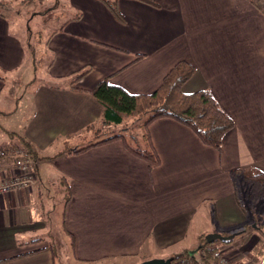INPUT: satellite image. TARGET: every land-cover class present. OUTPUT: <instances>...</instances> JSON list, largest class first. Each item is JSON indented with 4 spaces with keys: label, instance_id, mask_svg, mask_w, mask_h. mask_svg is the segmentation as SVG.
I'll return each instance as SVG.
<instances>
[{
    "label": "crops",
    "instance_id": "1",
    "mask_svg": "<svg viewBox=\"0 0 264 264\" xmlns=\"http://www.w3.org/2000/svg\"><path fill=\"white\" fill-rule=\"evenodd\" d=\"M67 1L73 14L58 18L56 33L46 39L50 83L90 72L75 85L78 91L48 87L49 80L35 84L16 108L4 91L29 64L21 39L0 16V149L17 145L9 136L17 133L39 158L30 189L0 195V264H53L49 230L37 208L62 177L71 193L66 207L63 201V231L74 237L81 261L171 259L194 254L203 234L237 231L246 216L234 183H243L230 172L255 167L264 173V15L245 0H149L158 7L117 0L121 24L99 0ZM76 11L80 20L66 23ZM182 61L196 70L182 92L208 90L234 122L219 151L165 118L148 128L160 158L152 172L120 141L58 156L66 138L99 121L102 108L90 93L96 84L108 79L131 95H149ZM26 99L27 119L8 121L25 111ZM73 141L68 147L81 146ZM258 241L254 235L244 245L217 249L235 264H264V255H252Z\"/></svg>",
    "mask_w": 264,
    "mask_h": 264
},
{
    "label": "trees",
    "instance_id": "2",
    "mask_svg": "<svg viewBox=\"0 0 264 264\" xmlns=\"http://www.w3.org/2000/svg\"><path fill=\"white\" fill-rule=\"evenodd\" d=\"M42 1L43 0H22V2H25L26 6ZM99 1L106 6L116 21L121 24L124 23V18L117 7V0ZM136 1L158 7L149 0ZM245 1L264 15V0ZM51 8H54V5L47 9ZM8 14H12L11 9L8 7V2L0 0V16L7 18ZM81 16V13L76 11L75 15L68 19L66 23L78 21ZM62 27L60 29H62ZM56 31L57 30H54L52 34H55ZM52 34L49 35L47 41ZM20 39L26 52L27 63L32 65L34 71H36L35 66H37V62H39L38 47L40 43H32V35L29 26H26L23 37ZM47 41L45 42V46L47 51H49L47 48ZM140 58L141 56H138L136 61ZM195 71V67L190 63L185 61L178 62L164 77L160 87L149 95H131L122 87L111 84L108 79L99 82L90 92L102 108L99 121L96 124L88 126L77 136L66 138L64 140V151L58 156H61V154L68 156L79 155L92 148L120 141L130 155L143 161L148 171L152 172L159 167L160 158L152 145L148 128L153 122L165 118L173 119L189 128L203 145L219 151L222 146L224 135L233 129L234 122L221 110L208 90L189 94L182 92V86L190 80ZM89 72L90 68H84L75 72L66 80L59 82L56 80L52 83H47V85L51 88L68 86L70 90L78 91L79 89L75 87V85ZM138 122H141V124L137 126ZM137 127L141 129L140 132L136 131ZM9 136L16 138L18 142L17 145L31 155L34 163L38 161L39 158L32 150L31 145L21 135L10 133ZM72 139L80 142L78 144L81 146L74 148L68 147V141ZM230 175L233 179L240 177L243 183V185L234 183V197L237 205L246 216V223L243 224L242 229H239V231L222 232L221 235L229 236L231 234H236L235 238H239L240 245H244L251 238L247 230L252 229V227L249 228L247 224L249 211L246 205L264 203V173L255 167H248L231 171ZM59 181V185H62L63 188L64 207H66L71 199L69 183L68 180L63 177L60 178ZM239 188L242 189V191H240ZM66 235L69 239L70 250L72 251V253H70L77 264H99L109 259L112 260L111 258H104L97 262H86L76 259L74 256V237L68 233H66ZM205 236L206 234L200 236L199 245L194 254L184 252L172 257V264H217V261L213 257L217 247H214L212 244H207ZM233 240L224 242V244H231ZM47 249L52 256L53 264H56L60 259V253L54 242L50 241ZM252 255L255 259H260L264 255V239H260L258 245L253 248Z\"/></svg>",
    "mask_w": 264,
    "mask_h": 264
},
{
    "label": "rangeland",
    "instance_id": "3",
    "mask_svg": "<svg viewBox=\"0 0 264 264\" xmlns=\"http://www.w3.org/2000/svg\"><path fill=\"white\" fill-rule=\"evenodd\" d=\"M1 1H7L8 7L12 12V14L7 15V19L10 22L11 32L22 38L23 32H25L26 30V26H29L32 35V43H40L38 47L39 62H37V66H35L36 71H34L32 65L29 64V67H26L27 69H22L18 74H16L12 79L8 81V88L4 91V98L6 99V102H10L9 107L13 106V108H16V103L19 100L23 99L22 97L32 89L33 85L45 83L48 80L49 82L52 81V78L48 73V65L51 56L49 53L46 54L45 52L47 51L45 42L51 32L57 29L58 23L60 22L58 18L61 17V19L63 20L64 17L73 14V12L68 10L67 6L69 4L67 0H43L40 3L36 2L30 6H26L25 2H22V0ZM53 5L54 8L47 9ZM66 8L67 10H65ZM25 98H27V94L25 95L23 100H25ZM26 102L27 99L23 103V105L26 104L25 111H20L18 113L17 111L16 113L14 112L13 114H15L16 116H13L8 121L15 119H17L18 121H24L25 119H27L30 114L31 108H28L29 106ZM3 119L4 118L0 116V122L3 121ZM140 124L141 122H138L137 126ZM140 130V128H136L137 132H140ZM73 142H77V140H74ZM45 167L46 166L44 163L40 164L39 166V171L42 177L44 176V173L47 172ZM240 191H242V189H240ZM62 192V187L55 186L54 183H52V185L50 187H47L46 190L49 199L46 197L42 202L41 207L37 208V210L39 211L38 213L41 214L43 222L47 224L51 241L54 242L60 253V259L56 262V264H77L74 257H72L71 255L72 251L70 250L69 240H66V235L63 231L61 214L63 209L64 195L61 194ZM246 207L249 211L247 224L249 228L252 227V229L247 230V233H249L251 237L254 235L258 236L260 241V239H264V203H256L253 205L247 204ZM242 227L243 225L239 228H236L237 231H239V229H242ZM234 242L241 246L238 237L233 240V243ZM258 243L255 245V247L258 245ZM212 245L218 248L226 244L217 241ZM197 246L198 243L197 245H195L194 250L197 248ZM135 262H138V259H109L108 261L101 262L99 264H134Z\"/></svg>",
    "mask_w": 264,
    "mask_h": 264
},
{
    "label": "built area",
    "instance_id": "4",
    "mask_svg": "<svg viewBox=\"0 0 264 264\" xmlns=\"http://www.w3.org/2000/svg\"><path fill=\"white\" fill-rule=\"evenodd\" d=\"M36 178V163L24 149L14 145L0 149V195L28 190ZM213 257L217 264H234L220 250ZM189 264V263H184Z\"/></svg>",
    "mask_w": 264,
    "mask_h": 264
},
{
    "label": "water",
    "instance_id": "5",
    "mask_svg": "<svg viewBox=\"0 0 264 264\" xmlns=\"http://www.w3.org/2000/svg\"><path fill=\"white\" fill-rule=\"evenodd\" d=\"M236 234H231L229 236H222L221 234L217 233H212V234H207L205 236V241L207 244H214L215 242H228L231 241L235 238ZM137 264H172V259H150L146 260Z\"/></svg>",
    "mask_w": 264,
    "mask_h": 264
}]
</instances>
